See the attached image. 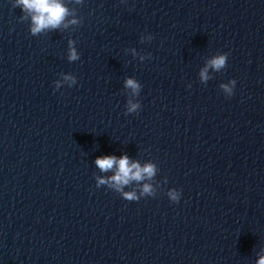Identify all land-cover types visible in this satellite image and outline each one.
<instances>
[{"label":"water","instance_id":"95a60500","mask_svg":"<svg viewBox=\"0 0 264 264\" xmlns=\"http://www.w3.org/2000/svg\"><path fill=\"white\" fill-rule=\"evenodd\" d=\"M63 2L79 23L33 35L0 0V264H258L264 0ZM107 155L156 166L139 200L97 187Z\"/></svg>","mask_w":264,"mask_h":264},{"label":"clouds","instance_id":"9594fccd","mask_svg":"<svg viewBox=\"0 0 264 264\" xmlns=\"http://www.w3.org/2000/svg\"><path fill=\"white\" fill-rule=\"evenodd\" d=\"M77 2H80V0H77ZM14 6L21 7L23 12L30 15V31L33 35H38L46 29L59 28L62 24L64 27H67L69 23H79L75 17L71 21L66 22V18L70 15V10L64 4L63 0H15ZM73 44L74 41H69V59L77 60L79 58V53L76 48L72 46ZM228 55L227 52H224L213 57L208 62V65L201 71L202 80L207 81L209 79L208 67H212L217 71L225 67ZM64 79L75 83V77L71 75H65ZM236 83V80L233 79L230 83L221 85L227 96H231L234 93ZM125 86L137 94L141 87L134 78H128ZM56 87H60V82H57ZM140 107L138 102L129 100L127 111L129 113L137 112ZM95 163L101 171H109L115 168V174L113 176L109 178H97V187L107 184L120 192L123 198L129 201L139 200L140 196H138L135 191H124V186L130 184L134 180L138 182L145 179L151 180L156 173V166L154 164L147 163L141 166L139 162H132L128 155H123L119 158L115 155L101 156L96 159ZM141 195H154L153 186L150 183H145ZM168 196L173 202H179L181 191L173 188L169 190ZM258 264H264V256L259 258Z\"/></svg>","mask_w":264,"mask_h":264}]
</instances>
